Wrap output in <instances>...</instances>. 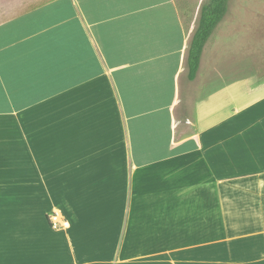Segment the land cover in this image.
<instances>
[{"label": "crops", "instance_id": "0c3cea01", "mask_svg": "<svg viewBox=\"0 0 264 264\" xmlns=\"http://www.w3.org/2000/svg\"><path fill=\"white\" fill-rule=\"evenodd\" d=\"M202 6L0 0V264H264V63L189 80Z\"/></svg>", "mask_w": 264, "mask_h": 264}, {"label": "rangeland", "instance_id": "374dc122", "mask_svg": "<svg viewBox=\"0 0 264 264\" xmlns=\"http://www.w3.org/2000/svg\"><path fill=\"white\" fill-rule=\"evenodd\" d=\"M208 1L201 0L202 5ZM208 44L212 51L208 85L258 71L264 63V0H229L228 11Z\"/></svg>", "mask_w": 264, "mask_h": 264}, {"label": "trees", "instance_id": "16d2710c", "mask_svg": "<svg viewBox=\"0 0 264 264\" xmlns=\"http://www.w3.org/2000/svg\"><path fill=\"white\" fill-rule=\"evenodd\" d=\"M229 0H209L202 6L198 27L191 40L187 55V77H196L203 48L217 25L228 11Z\"/></svg>", "mask_w": 264, "mask_h": 264}, {"label": "built area", "instance_id": "2783aa9c", "mask_svg": "<svg viewBox=\"0 0 264 264\" xmlns=\"http://www.w3.org/2000/svg\"><path fill=\"white\" fill-rule=\"evenodd\" d=\"M48 224L53 229H61L66 226L67 222L59 213H52L48 216Z\"/></svg>", "mask_w": 264, "mask_h": 264}]
</instances>
